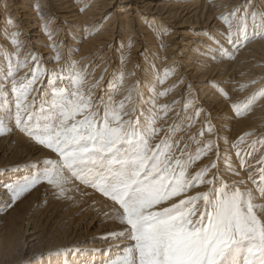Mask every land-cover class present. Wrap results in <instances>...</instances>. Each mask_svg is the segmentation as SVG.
Here are the masks:
<instances>
[{"label": "bare ground", "instance_id": "1", "mask_svg": "<svg viewBox=\"0 0 264 264\" xmlns=\"http://www.w3.org/2000/svg\"><path fill=\"white\" fill-rule=\"evenodd\" d=\"M240 1L171 0L167 1L164 6L157 5L152 11L147 0H0V115L5 112L12 113L11 116L4 118L5 126L10 131L0 135V167L1 163L4 165L1 168L3 170H0V264H40V262L34 261L31 263V261L37 253L36 251L45 245L44 248H49L52 245V249L49 250H63V254L52 256L49 259L46 258L47 264H113L123 255L121 249L131 243V241L122 238L112 242L97 239V243H94L93 238L86 240L87 234L90 233L89 229L95 227L96 222L102 221L105 223L98 226L97 231L91 232L93 235L102 232L100 238L116 232L119 233L120 229L125 226L114 218L119 206H111L108 201L105 202L101 197L96 196V198L93 191L91 190V192L86 184L79 186L76 181H80L71 177V182L65 186L68 189L66 194L71 193V191L85 193L83 195L87 196L89 200H95L100 209H109L108 212H104L106 214L105 220L93 217L85 221L88 217L78 211L80 205L76 203V199H74L75 203L69 204V199L58 197L57 190L46 182L37 184L13 202V193L10 186L23 183L28 178L36 175L37 171L42 174L44 172V162L48 159L55 160L58 158H56L54 152L47 148L46 150L24 131L18 130L12 124V117L16 111V96L13 91V84L19 86L21 82H31L33 57H35V63L39 65V71L38 78L33 83L29 101L39 111V107L49 97V84L58 81V88H67V85H69L72 92L75 90L72 78L75 77L77 71L81 72L85 67H88V71L90 70L86 74L89 77L85 78L86 75L84 76V83H87V80L96 78L97 73L106 64L105 81L98 85L100 89L106 87V90H108L107 86L110 83H107L108 78L113 76L112 72L119 69L117 67L119 65L117 54L113 52L114 46L117 44L119 54L127 47L128 41L126 42V40H131L135 45L134 53L124 67L128 66L127 69L130 70L131 65L138 66L141 74L140 81L134 84L131 78L133 74L130 73L128 76L119 74L116 79L113 78L118 84L116 87L122 91H117L118 95L115 94L116 97L113 100L111 99L110 107L119 106L122 100H127L129 94L128 100L131 101L135 96H141L143 92L146 97H143L145 99L144 104H146L144 105L146 106L144 107L146 114L140 115L144 116L140 118L142 120L145 117L149 118L153 113L155 114L153 108L159 102L160 104L163 103L162 107H166L167 112L169 107L174 110L178 109L183 100V102L189 104V110L186 111L184 117H181L176 126V131L180 130V127L184 124L185 127H190L192 117L197 112L200 116H198V123L200 124V118L203 117L201 113L204 110L207 114L204 113V121H206V124L212 121V125L214 122L212 128H216L214 132H206L209 135L204 141H209V137L213 138L215 135L212 142L214 145H218L220 156L217 160L216 154L213 153L208 159L203 160V164H199V167L201 165L204 167L208 161L217 160L223 173L222 179L225 182L231 181L230 183H232L243 179L245 183L239 185L241 190L254 189V185L248 179V173L258 169L260 167L258 162L264 160V140L257 152L251 151L250 143L257 136L264 133V107L260 111H253V114L246 115L242 119L236 120L233 118L234 121L231 119L230 109L233 104H236L240 106L241 110L242 100L252 96L251 91L258 90L261 83L264 84V71L260 70L255 73V67L250 63L252 57L264 59V38H252L250 42L241 45L242 47L238 50L232 45L229 47L228 42L223 41L224 39L221 37V35L225 36L223 33L227 27H220L221 19H219V17L228 15L233 11L236 14L239 13L238 5ZM254 1L260 3L258 4L259 9L255 10V5L254 7L251 6L252 2H250L249 10L253 9L254 12L249 13L251 17L255 14L256 17L261 18L264 16V0ZM112 8L117 9L113 10ZM141 11H150V15H158L162 20L174 23L177 27L188 25L194 32L193 34H184V38L188 40H182L181 43H178L181 48H176V53L164 57L166 52L174 49L169 48V46L166 47L174 33L170 37L168 34L164 35L166 33L164 23L154 17L149 18L150 22L148 24L143 23L139 20ZM157 11L159 14H156ZM249 13L247 12L246 15H249ZM235 17L236 15L231 16L233 24ZM152 23H154L157 35L161 37L164 35L165 49L162 51L157 49L156 40L149 31L152 28ZM175 29L177 31L175 34L181 35L180 30ZM14 35L17 41L15 45L11 43ZM10 62L13 72L11 77L7 75ZM261 62L264 63V61ZM18 64L21 65L19 68H17ZM248 66L253 67L249 69V74L245 71ZM155 68L158 70H154ZM69 69H71V72H69ZM166 71L167 75H165ZM173 72L174 74H171ZM157 73L159 74L157 75ZM44 75L48 76L47 79L44 78ZM228 76L229 80H227ZM256 76L262 78L257 84L253 85L252 83V86L251 82L255 80ZM62 78L65 80H62ZM247 82L252 87L244 92L240 87ZM146 83L157 89V91L151 93L152 89L149 87L150 94H146L148 88L145 87ZM153 83L157 85L154 84L153 86ZM230 85H234L232 94H230ZM130 86H133L132 90L128 89ZM176 86H178V92L175 98L167 96L164 99V95L158 96L160 90L164 93L165 90H172ZM84 87L86 88V86ZM90 88L89 86L87 91ZM184 88H186V93L191 90L196 92V95L191 92L196 97L192 102L183 99L182 91ZM94 89L95 92L93 93L91 90L89 91L91 98L98 93V88ZM133 89H136L137 92H133ZM241 91L242 94H240ZM37 92L42 93L40 96L43 100L40 99V102H36L38 98L34 99ZM103 92L99 90V98L102 97ZM87 95L85 96L87 97ZM115 100H117V103L114 104ZM262 100L260 104L264 105V100ZM100 101L99 99L97 104L95 102L96 111ZM103 105L105 104L103 103ZM257 107L256 109H259ZM123 108L122 117L125 116L124 120H129L130 115H135L139 110H136L135 106L130 103L129 106ZM124 112L129 113V115H123ZM234 115L236 114L234 113ZM175 116H169L165 119L167 122L164 123L165 127L159 133L160 135L164 136L171 129ZM157 117L158 114H156ZM202 128L203 126L201 128L199 126L195 128L194 126V129H190L188 135L183 138V142L188 141L191 143L189 139L202 140L204 135H198L203 133ZM251 129H257V131L253 130L255 133L246 141L245 153L242 152V154H247V168L240 169L239 176H233L226 169L229 163L234 166L238 165L236 148L239 144L235 142L238 140L237 143H239L240 137ZM183 130L187 129L184 128ZM179 133L181 134V131ZM212 133L215 134L212 135ZM180 134L178 135L180 136ZM32 166L36 167L34 173L29 170ZM206 187L202 185L199 192L205 191ZM95 191L97 190L95 189ZM40 206L43 209L41 211H39ZM51 208H53L52 211H50ZM74 240L75 242H73ZM77 241L80 243H77ZM58 253H61V251H58Z\"/></svg>", "mask_w": 264, "mask_h": 264}, {"label": "snow or ice", "instance_id": "2", "mask_svg": "<svg viewBox=\"0 0 264 264\" xmlns=\"http://www.w3.org/2000/svg\"><path fill=\"white\" fill-rule=\"evenodd\" d=\"M235 15L233 11L219 17L228 27L225 38L230 45L238 49L252 38H264V16L257 21L253 14L251 24L239 17L234 27L229 17ZM11 43H17L15 35ZM33 61L31 82L13 84L15 124L58 159L46 160L42 174L37 171L10 186L13 202L42 182L65 197L71 177L119 205L114 218L125 227L115 235L134 243L125 245L113 264H264V203L257 202L264 201V160L248 173L254 189L241 190L243 179L228 184L217 163L218 145L200 141L201 147L189 152L188 144L181 147L183 140L173 139L176 125L153 144L152 137L163 131L155 127L154 113L145 122L124 120L122 103L105 104L97 112L85 98V78L79 71L72 78L74 91L53 88L37 111L29 101L39 71L35 57ZM7 75L13 76L11 62ZM258 95L264 90L253 95L245 109ZM233 109L240 114L238 107ZM11 115H0V135L10 131L4 118ZM207 131H213L210 122ZM213 153L217 160L194 174L188 172L193 163ZM246 155L237 145L238 165L229 163L226 171L239 176L240 169L247 168ZM202 185L206 190L193 195L192 190Z\"/></svg>", "mask_w": 264, "mask_h": 264}, {"label": "rangeland", "instance_id": "3", "mask_svg": "<svg viewBox=\"0 0 264 264\" xmlns=\"http://www.w3.org/2000/svg\"><path fill=\"white\" fill-rule=\"evenodd\" d=\"M167 1H171V0H147V2L150 4V6H151V9H152V11L157 7V5H159V6H164V4L167 2ZM203 1V0H202ZM250 2H252V4L250 3ZM250 4H251V6H253L254 7V5H255V10H258L259 8H258V4H260L258 1H254V0H241L240 1V4L238 5V10H239V13H237L236 14V17H235V22H234V24H233V26L235 27V25H236V22H237V18H239V17H247L248 18V22H249V24H251V20H252V17H251V15H250V13L249 12H254L253 11V9H251V10H249V8H250ZM124 5V4H123ZM261 6V5H260ZM257 7V8H256ZM261 8V7H260ZM113 10L114 9H117V8H112ZM149 12L150 11H141V15H140V18H139V20H141L143 23H145V24H148L149 22H150V20H149V18H155V19H158V20H160V21H162V23H164V29H165V31H166V33L164 34V35H166V34H168L169 35V37H170V35L171 34H173L172 35V37H171V40L169 41V43H167V45H166V47H168L169 46V48H174L173 50H168L169 52H166L165 53V56L164 57H166V56H169L171 53H176V51H177V49H180L181 47H180V45L178 44V43H181V41L183 40H188V39H186V38H184V34H188V33H191V34H193V30H192V28L190 27V26H188V25H183V26H175L174 25V23H169V22H167V20H162L161 18H159L160 16H155V15H150L149 14ZM158 12V11H157ZM249 13V15L247 14L246 15V13ZM156 14H159V12L158 13H156ZM251 18H250V17ZM255 18H256V20L257 21H259L260 20V18L259 17H256L255 16ZM185 19V18H184ZM230 19H232L231 17H230ZM152 25V28H150V32H151V34L154 36L153 38L156 40V46H157V49H159V51H162V50H164L165 49V39H164V35H162V37L161 36H159V35H157V32L155 31V29H154V23H152L151 24ZM222 26H225V27H227V25L224 23V21L223 20H221V22H220V27H222ZM175 28H177V30L179 31L180 30V32H181V35H176L175 33L177 32L176 31V29ZM149 32V33H150ZM227 32H228V27L225 29V32L223 33V34H225V36L224 35H221V37H223V41H226L227 42V40H226V35H227ZM210 33V32H209ZM160 34H162V32H160ZM249 37H251V35H252V32H251V28H249ZM234 38H235V36H234ZM256 39H260V38H256ZM251 40V39H250ZM128 41V42H127ZM126 42L128 43V45H127V47L126 48H124L122 51H120V53L118 54V48H117V44L114 46V49H113V52L115 53V54H117V62H119V65L117 66L119 69H116L114 72H112V74H113V76H111V77H109L108 78V82L107 83H109V86H107V89L108 90H106V87H105V89H103V88H99V85H101V83H103L104 81H105V74H104V72H105V70L107 69V66H106V64L105 65H103V68H102V72L100 71L99 73H97V76H96V78H93L92 80L91 79H89V80H87L86 82L87 83H83L84 84V86H86V88L84 87V86H82V90H85L84 92H85V95L86 94H88L87 95V97H89V98H87L86 96H85V98L86 99H90V101L91 102H93L94 104H95V102H96V104H97V102H98V100L100 99L101 101L98 103L99 105H97V112H101V109H102V107H104V105H103V103L104 104H107V105H111V103H112V101H111V99L113 100V98L114 97H116V96H114L115 94H117L118 95V93H117V91L120 89V88H118V87H116L118 84H117V82H115V79H116V76H118L119 74H121L122 76H128L129 75V73L130 74H133L132 75V79H133V83L135 84V83H137L138 81H140V69H139V67L137 66V67H135L134 65H131V69L129 70V69H127V67L128 66H125L124 67V65H126L127 64V61L130 59V58H132V55H133V53H134V49H135V45H133L134 43L131 41V40H126ZM132 42V43H131ZM168 44H171V45H168ZM173 44V45H172ZM245 45V44H244ZM191 46H193V45H191ZM228 46L230 47L231 45L228 43ZM232 47H234L233 45H232ZM242 46H240L239 48H241ZM163 48V49H162ZM177 48V49H176ZM238 48V49H239ZM237 49V50H238ZM132 50V51H131ZM232 52V51H231ZM130 53H132V54H130ZM129 54H130V56H129ZM233 54V53H232ZM230 55H231V53H230ZM230 55H229V58H230ZM128 56V57H127ZM255 58V59H254ZM255 60V61H254ZM125 61V62H124ZM261 61H264V59H260V58H257V57H252V59L250 60V63L251 64H253L254 65V72L255 73H257V72H259L260 70H263L264 71V63L263 62H261ZM256 62H261V63H256ZM126 63V64H125ZM105 66V67H104ZM133 66V67H132ZM86 68V67H85ZM82 69V71L80 72V74H82V76L84 77L89 71L87 70V68L86 69ZM124 68V69H123ZM137 68V69H136ZM253 67L252 66H248V67H246L245 68V71H246V73H248L249 74V69H252ZM127 69V70H126ZM71 69H69V72H71L70 71ZM85 70V71H84ZM154 70H158V69H154ZM219 71H222V70H219ZM135 72V73H134ZM156 72V71H155ZM84 73V74H83ZM159 73H157V75H158ZM171 74H174V72L173 73H171ZM93 75V74H92ZM91 75V76H92ZM100 75H101V77H100ZM136 75V76H135ZM221 75H222V72H221ZM68 76V75H67ZM134 76V77H133ZM242 76H244V75H242ZM47 77L48 76H46V75H44V78L45 79H47ZM69 77V76H68ZM67 77V78H68ZM86 77H89V76H85V78ZM108 77V76H107ZM64 78L66 79V77L64 76ZM64 78H62V80H65ZM113 78H115V79H113ZM225 78V77H224ZM228 78V79H227ZM226 79L227 80H229V76L227 77ZM260 78H262V77H260V76H256V78H255V80L254 81H252L251 82V85H252V83H253V85H255V84H257L258 82H259V80H261ZM139 79V80H138ZM137 80V81H136ZM100 81V82H99ZM103 81V82H102ZM48 82V81H47ZM46 82V83H47ZM59 82H60V80H59ZM84 82H85V79H84ZM92 82H94V83H92ZM113 82V83H112ZM233 82H234V80H233ZM243 82V81H242ZM249 82V81H248ZM245 83V85H242L240 88H242L241 90L242 91H248L249 90V87L251 88L252 86L249 84V83ZM45 83V84H46ZM92 83V84H91ZM97 83V84H96ZM116 83V84H115ZM48 84V83H47ZM58 84V81H54V84H49L48 86H49V96H50V94H51V92H52V88H58L57 85ZM99 84V85H98ZM114 84H115V86H114ZM131 84H132V82H131ZM154 84L155 85H157L156 83H153V86H154ZM243 84V83H242ZM52 85V86H51ZM54 85V86H53ZM92 85H93V87H92ZM98 85V86H97ZM144 85V83L142 84V86ZM47 86V87H48ZM89 86L91 87L90 88V90H91V92L93 93V92H95V89L94 88H98V90H97V92L98 93H96L95 95H93L94 97H92L91 98V96H90V93H89V91H87L88 90V88H89ZM233 86L234 85H230V94H232V89H233ZM264 84L263 83H261V85L259 86V88H258V90H253V91H251V94H252V96L253 95H255V94H258V93H261V91L262 90H264ZM71 87V86H70ZM70 87H69V85H67V88H64V89H67V91L68 92H71V89H70ZM88 87V88H87ZM133 86H130V88H128V89H131ZM145 87H148L147 88V90H146V94H150V92L148 91V89H149V87H151V89H152V92L151 93H154V91H157V89H155L154 87L152 88V86H150V85H147V83L145 84ZM177 87L178 86H176V87H174L172 90H169L168 89V91L167 90H165V92L163 93V92H161V90H160V95L158 94V96H162V95H164V99H165V97H173V98H175L176 96V94H177V92H178V89H177ZM52 90H51V89ZM112 90H111V89ZM246 88V89H245ZM117 89V90H116ZM99 90L100 91H104L103 92V94H102V97L101 98H99L100 96H99ZM132 90V89H131ZM136 89H133V92H137V91H135ZM120 91V90H119ZM122 91V90H121ZM120 91V92H121ZM186 91V88H184L183 89V93H182V95H184L183 96V99H187V100H189V102L191 101H193L194 100V98H196L195 96H193L192 95V93L194 94V95H196V92H192V90L191 91H189L188 93H186L185 92ZM242 91L240 92V94H242ZM88 92V93H87ZM108 92V93H107ZM116 92V93H115ZM119 92V93H120ZM192 92V93H191ZM168 93H169V95H168ZM191 93V94H190ZM40 94H42V93H39V92H37V95H36V97L34 96V99L36 100L37 98V100H36V102H40V99L41 100H43V98H41V96H40ZM166 94V95H165ZM239 94V95H240ZM111 96V97H110ZM129 96H130V94L127 96L128 98H129ZM142 96V97H141ZM139 95L138 97H134V98H132L131 99V101L130 100H128V98H127V100H122L121 101V103L123 104V106H129V103L131 104V105H133V106H135V109L136 110H138V112H136V114L134 115V114H132V115H130L131 117H130V119L129 120H133V119H136V120H138L139 119V121H141L142 122V120H143V122L144 121H147L148 120V117L146 118L145 117V119H142V120H140V118H142V117H144V116H140V115H145L146 113L144 112L145 110V108L144 107H146V106H144V105H146V104H144L145 103V99L143 98V97H145L144 95H143V92H142V95ZM252 96H249V97H247V98H245L244 100H242L243 101V106H242V108H241V112H240V114L239 115H237V113L234 111V109H230V115H231V119H232V121H234L233 120V118H235L236 120L238 119H242L244 116L246 117V115H251V114H253L254 112H257V111H260L263 107H264V105H261L260 103H261V99H263L264 100V95H258L257 96V99H256V101L254 102V103H252L247 109H245L244 107H245V104H247L249 101L248 100H250V98L252 97ZM40 97V98H39ZM109 97V98H108ZM231 97V96H230ZM104 98V99H103ZM146 98V97H145ZM135 99V100H134ZM141 99V100H140ZM247 99V100H246ZM246 100V101H245ZM262 100V101H263ZM103 102V103H102ZM126 102V103H125ZM129 102V103H128ZM136 102V103H135ZM246 102V103H245ZM101 103H102V105H101ZM115 103H117V100H115V102H114V104ZM120 103V104H121ZM163 103H161L160 104V102H159V104L158 105H156V107H154L153 108V110H154V112H155V116H156V114H158V117L156 118L157 119V124H155V127H157V128H162V129H164V127H165V124H166V122H167V120H165L166 118H168L169 116H175V114H176V116H175V120L172 122V125H171V127L173 126V125H176L177 126V124L179 123V121H180V119H181V117L183 116L184 117V114H186V111H188L189 110V104L186 102H183V100H182V105L180 106V107H178V109H176V110H174V109H172V108H170L169 107V109H168V111L166 112V110H165V108L166 107H162L163 105H162ZM193 104H194V102H193ZM256 104V105H255ZM188 105V106H187ZM236 105V104H235ZM259 105V106H258ZM39 106V105H38ZM158 106H159V108H158ZM233 106H234V104H233ZM238 108L240 107V106H238V105H236ZM258 106V107H257ZM188 107V108H187ZM256 107L257 108H259V109H256ZM261 107V108H260ZM244 108V109H243ZM124 109V108H123ZM141 109V110H140ZM157 109V110H156ZM240 109V108H239ZM250 109V110H249ZM254 109V110H253ZM163 110V111H162ZM165 110V111H164ZM172 110V111H171ZM171 111V112H170ZM249 111V112H248ZM254 111V112H253ZM141 112V113H140ZM185 112V113H184ZM194 112H196V111H194ZM237 115H234V113ZM168 113V114H167ZM204 113H205V111L203 110L202 111V113H201V116L203 115V117H201L200 118V124L198 123L199 121H198V116H199V113L197 112V114H195V116L194 117H192V123L190 124L191 126L190 127H185V124H184V126H182L183 127V129L184 128H186L187 130H183L182 129V127H180L181 129L180 130H178V131H176L178 134H180L179 132L181 131V134H180V136L177 134V133H175V135H174V137H173V139L174 140H183V138L184 137H186L187 135H188V132H189V130L190 129H194V126H195V128L197 127V126H199V128H201L202 126H203V138H202V140H198V139H193V140H191V139H189V141L191 142V143H189L188 141H184V143H182L181 144V147H183L184 146V144H188L189 145V152H195V150L196 149H198L199 147H201V146H199V145H201V143H199L200 141H204V139H206L207 138V136L209 135V134H206V132H208L207 131V127H208V124H206V121H204V117H205V115H204ZM245 113H248V114H245ZM102 114V113H101ZM138 114V115H137ZM160 114V115H159ZM164 114V115H163ZM206 114V113H205ZM242 114V115H241ZM207 115V114H206ZM15 116V115H14ZM14 116L12 117V124H14V127L15 128H17V126H16V124H15V118H14ZM148 116V115H147ZM165 116V117H164ZM235 116V117H234ZM129 117V116H128ZM136 117V118H135ZM200 117V116H199ZM209 117V116H208ZM123 119L125 118V116L124 117H122ZM78 119H79V117H78ZM128 120V119H127ZM203 120V121H202ZM183 121H185V120H183ZM182 121V122H183ZM197 121V122H196ZM158 122H159V124H158ZM165 123V124H164ZM195 123V124H194ZM202 123V124H201ZM162 124V125H161ZM210 124H211V126L212 127H214V122H213V125H212V121H210ZM159 125V126H158ZM204 125H205V127H204ZM162 126V127H161ZM192 127V128H191ZM18 130H20L19 128H17ZM216 130V128L215 129H213V131L212 132H214ZM253 130H256L257 131V129H251V130H249V131H246L241 137H240V142L239 143H237L238 142V140H236V144H239L238 145V148H239V150L241 151V153L243 152V153H245L244 152V150H246L245 148L247 147H245V144H247L246 143V141L248 140V138H250L255 132L253 131ZM183 132V133H182ZM186 132V133H185ZM209 133V132H208ZM215 134V133H214ZM213 133H212V135H214ZM29 136V135H28ZM159 136V137H158ZM163 135H154L153 137H152V140H151V142L153 143V144H156V143H159L160 142V138L162 137ZM179 136V137H178ZM264 136V133H262L261 135H259V136H257L253 141H252V143H250L251 144V151L253 150V152H257L259 149V147L263 144V140L264 139H262V138H264L263 137ZM30 137V136H29ZM214 137H215V135H214ZM213 137V138H214ZM238 137V138H239ZM31 138V137H30ZM213 138H210L209 137V140L211 139V141H213ZM197 140V141H196ZM245 142V143H244ZM199 144V145H198ZM183 145V146H182ZM198 145V146H197ZM241 145V146H240ZM192 146V147H191ZM195 146V147H194ZM250 146V145H249ZM45 148V147H44ZM192 148V149H191ZM46 149V148H45ZM195 149V150H194ZM47 150V149H46ZM236 150H237V148H236ZM243 150V151H242ZM177 155H179V153H177ZM186 155H187V153H186ZM243 155V154H242ZM56 158H57V156H56ZM209 157H203L201 160H199V161H196L195 163H193L192 164V166L188 169V172L190 173V174H194L195 173V171L197 172V171H199L203 166L201 165L200 167H199V164H203V160H206V159H208ZM58 159V158H57ZM209 162H211V161H208L207 162V164H209ZM4 165H3V163H1V167H0V170H3V169H1L2 167H3ZM224 166V168H225V164L223 165ZM200 168V169H199ZM30 172L31 173H34L35 172V170H36V167L35 166H32L30 169ZM192 170H193V172H192ZM244 171L242 170V173H243ZM67 174V173H66ZM245 175H246V173H245ZM70 178V177H69ZM231 182V181H230ZM229 181H227L226 183H228V184H231ZM76 184H79V186H83V183H82V185H81V182H77L76 181ZM85 185V184H84ZM86 186H88V185H86ZM85 186V187H86ZM89 188H90V191L92 190L93 191V194H95V197L96 196H98V197H101L102 198V200H105V202H109V205H111V206H113V205H116V206H119L118 204H116L114 201H112L111 199H109V198H107V197H105L104 195H102L100 192H98V191H95V188H93L92 187V189H91V186H88ZM88 187H86L87 189H88ZM200 188V187H199ZM199 188H196V189H193L192 190V194L194 195L196 192H199ZM91 191V192H92ZM95 192V193H94ZM83 194H85V193H79V192H76V191H71V193H68V194H66V196L65 197H63V198H67V199H69L68 197H71L69 200H70V203L69 204H72V203H75V201H76V203H78L79 205H80V208L78 209V211L79 212H81L82 214H84V215H86L88 218L85 220V221H88L89 219H91V218H93V217H99V219L100 220H105V216H106V214L104 213V212H108L109 211V209H107V210H103L102 208L100 209V207L98 206V204H97V202H95V200H93V199H87V196H84ZM97 198V197H96ZM74 199H76L75 201H74ZM260 203H263L264 201H259ZM57 204V203H56ZM108 205V206H109ZM41 210H43L42 209V207L40 206L39 207V211H41ZM53 210V208H51L50 209V211H52ZM57 214V213H56ZM102 224H105L104 222H102V221H100V222H96V226L95 227H91L90 229H89V231H90V233H88L87 234V239L86 240H88V238H93L92 240L93 241H95L94 243H97L98 241H97V239H99V240H101V239H103V240H105V242H112V241H114V240H116L117 239V237H116V235L115 234H117L118 232H116V233H113V234H109V235H107L106 237H104V238H100L102 235H101V233H97V234H95V235H93L91 232H94V231H97V228H98V226H100V225H102ZM122 228H124V227H122ZM120 230H122V229H120ZM88 231V232H89ZM73 242H75V240L73 241ZM77 243H80L79 241H77ZM86 243H88V242H86ZM131 243H134V242H131ZM88 244H90V243H88ZM46 246V245H45ZM45 246H43V247H41L39 250H37L36 252L37 253H35V255H34V257H33V260L31 261V263L32 262H34V261H37V262H40V264H47L46 263V260L47 259H49L50 257H52V256H56V255H59V254H63V250H61V249H55V250H49V249H52V245L49 247V248H44ZM58 251H61V253H58ZM47 258V259H46ZM31 260V259H30ZM25 264H30V263H25Z\"/></svg>", "mask_w": 264, "mask_h": 264}]
</instances>
